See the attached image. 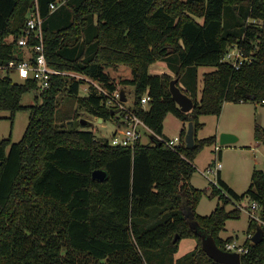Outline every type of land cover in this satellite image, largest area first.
<instances>
[{
	"label": "trees",
	"instance_id": "16d2710c",
	"mask_svg": "<svg viewBox=\"0 0 264 264\" xmlns=\"http://www.w3.org/2000/svg\"><path fill=\"white\" fill-rule=\"evenodd\" d=\"M52 2L63 3L51 11ZM35 3L49 66L110 91L133 85L130 108L153 143L140 138L134 146L113 145L91 129L61 127L56 112L64 91L98 117L121 121L119 108L93 84L79 95L84 78L53 74L43 90L36 80H14L9 62L37 54L32 48L26 54L17 42ZM37 42L33 37L29 45ZM235 44L250 57L239 67L223 60ZM157 61L171 72L152 73ZM202 65L213 69L203 73L199 98ZM175 77L194 99L188 112L172 97ZM32 90L36 103L24 106L22 97ZM249 100L264 105V0H0V110L12 118L30 110L21 140L0 135V264H222L207 254L199 230L224 249L233 240L220 235L226 220L242 211L227 205L246 196L258 203L260 217H250L247 231L254 234L259 225L264 231V170H253L243 194L218 173L221 188L212 185L211 195L220 202L210 214L198 213L208 190L192 183L195 159L205 145L216 144L217 134L198 138L196 132L201 115L219 117L225 102ZM168 113L184 125L194 121V146L186 145L185 127L182 146L165 143ZM255 137L263 140L264 128L257 125ZM96 169L108 176L93 178ZM184 237L197 246L177 257ZM245 244L241 264H264V235Z\"/></svg>",
	"mask_w": 264,
	"mask_h": 264
},
{
	"label": "rangeland",
	"instance_id": "374dc122",
	"mask_svg": "<svg viewBox=\"0 0 264 264\" xmlns=\"http://www.w3.org/2000/svg\"><path fill=\"white\" fill-rule=\"evenodd\" d=\"M29 54V52H28ZM212 66L202 65L199 67V95H201V88L203 84V73L206 71L212 70ZM12 77L15 81H21V78L18 76L17 72H11ZM89 84L85 83L81 85L79 95L85 96L89 93ZM120 87V86H119ZM118 88V87H117ZM122 89V87H121ZM127 101L126 106L132 105L135 97V91L133 85H126L125 87ZM36 92L29 91L26 92L22 97V104L24 106H29L36 103ZM58 99L60 104L56 112L57 123L61 127H71L70 122L76 120V126L78 129H91L99 138H111L113 133L118 128H122L125 124L121 119V113L118 112L119 118L121 121H116V119H107V120H98V116L94 113H91L87 107L81 106L77 98H73L68 95L66 91L59 94ZM41 99L39 100V102ZM114 105L113 103H109ZM115 106V105H114ZM222 114L218 117L215 114H203L200 116V121L203 122V126L200 127L196 136L198 138L207 137L213 135L217 132L219 122L222 120L224 124L234 126L238 133L232 132L239 137L237 147H227V145H221L224 149L223 151V163L225 164L223 169L224 177L230 182L234 183L237 190L240 192L244 191L250 181V174L252 167L255 163L258 167H261L264 164V139L261 140L260 146H258L256 151L251 149V143L253 144L256 137V127L257 125L264 128V105L258 101H245V102H230L223 107ZM0 135L2 137H11L13 141H19L22 139L30 117L29 108H23L18 110L14 117H11L9 110H0ZM82 119H86L90 122L89 125H83ZM188 123L184 127L188 128ZM183 127V121L179 119L175 114L168 113L164 120V134L175 137L178 133L181 132ZM141 130V141L143 143H153L151 137V130L144 126H140ZM213 145H205L197 154L196 164L197 171L194 174L192 180L197 185L202 188L210 187L211 182L208 177L203 174V171L207 168L208 164L215 154L213 152ZM248 150V151H244ZM212 161L210 167L213 168ZM211 177H215V173L210 174ZM244 193V192H243ZM241 193V194H243ZM211 194H205L202 196L200 202L198 203L197 209L202 214L210 213L217 204L218 196ZM220 201V199H219ZM235 206L241 205V215L238 218H228L226 220L227 227H233L237 230L238 240H243L246 235V229L248 226L249 218V205L252 203V200L248 197H243L241 200L233 199L232 204L228 206V209H231V205ZM233 208V207H232ZM257 209L255 213L259 215ZM251 233V232H248ZM234 239V238H233ZM196 240L192 237H184L180 240V246L178 250V255H183L195 248Z\"/></svg>",
	"mask_w": 264,
	"mask_h": 264
},
{
	"label": "built area",
	"instance_id": "2783aa9c",
	"mask_svg": "<svg viewBox=\"0 0 264 264\" xmlns=\"http://www.w3.org/2000/svg\"><path fill=\"white\" fill-rule=\"evenodd\" d=\"M61 3L62 2H52L50 5L51 11L55 10ZM43 20L44 18L39 11L38 4L35 3L29 12L26 29L21 37L17 40L18 44L23 47L27 53L30 52V48L37 52L35 59L31 58L32 56L30 53V55H26V57L20 61H10L6 67L11 71L17 72L21 79L36 80L41 90L51 86L53 74L84 78L86 83L89 84V89L91 84H93L99 92L104 93L108 97V103H113L120 110L121 119L125 125L122 128L116 129L115 133H113L112 137L110 138V143L113 145L134 146L136 141L141 138L140 126L144 125L147 127V125L132 110V108H130V106L125 105L126 101L121 99V87L110 91L102 86L98 81L90 77L50 67L45 53ZM33 37L38 39L39 42L30 46L29 43ZM249 59L250 57L244 55L243 51L236 44L232 46V48L228 50L223 56L224 61L232 63L235 67H239L244 61ZM150 99L151 96L147 93L142 97V103L146 105ZM160 138L162 137L160 136ZM164 141L172 149H178L183 145V140L181 139L180 134L176 135L175 137H168L164 139ZM220 148L221 146L219 144L215 146L217 153L219 152ZM213 165V168L208 165L203 171V174L209 178L211 185H216L218 188H221L220 184L218 183V173L223 167V162L221 160H217ZM213 172L215 173V177L210 176V174ZM239 207L241 208V205H239ZM257 209H259L258 203L256 201H252V203L249 205L251 216L260 220L259 215L255 213ZM252 235V233H249L247 239L251 240ZM245 242L246 241L240 242L237 239H233L232 241L226 242L224 249L232 252H239L242 255L243 253L249 251V246H247Z\"/></svg>",
	"mask_w": 264,
	"mask_h": 264
},
{
	"label": "water",
	"instance_id": "95a60500",
	"mask_svg": "<svg viewBox=\"0 0 264 264\" xmlns=\"http://www.w3.org/2000/svg\"><path fill=\"white\" fill-rule=\"evenodd\" d=\"M179 77H175L170 82V90L173 99L177 102L182 111L188 112L194 107V99L185 93L178 84ZM121 99L127 101V95L125 88L121 89ZM76 120L70 122L71 128L76 126ZM83 125H89L90 122L86 119H82ZM238 137L232 132H221L219 135V142L222 145L233 143ZM185 142L188 147H192L195 144V125L194 121L188 122V128L185 136ZM108 176V172L105 169H96L93 172V178L104 179ZM193 215H190L192 218ZM202 235V243L205 251L209 256L222 264H241V254L239 252H232L221 248L215 238L212 235L205 233L203 230H199ZM264 235L263 228L259 225L255 233L251 237V241L255 244L262 240ZM177 237V236H176Z\"/></svg>",
	"mask_w": 264,
	"mask_h": 264
},
{
	"label": "crops",
	"instance_id": "0c3cea01",
	"mask_svg": "<svg viewBox=\"0 0 264 264\" xmlns=\"http://www.w3.org/2000/svg\"><path fill=\"white\" fill-rule=\"evenodd\" d=\"M63 3V2H62ZM61 3V4H62ZM60 4V5H61ZM59 5V6H60ZM58 6V7H59ZM57 7V8H58ZM56 8V9H57ZM232 48V47H231ZM230 48V49H231ZM25 53L27 54V51H25ZM150 71L152 72V73H163V72H171V70L169 69V67H168V65H167V63L166 62H164V61H157V62H155V63H153L152 65H151V67H150ZM230 102H232V101H227V102H225V104H224V106L227 104V103H230ZM241 102H245V101H241ZM235 103V102H234ZM224 110V109H223ZM222 110V111H223ZM222 114V113H221ZM98 118V120H103L101 117H97ZM183 127H184V123H183ZM221 132H236V133H238L237 132V130H236V128L233 126H231V125H228V124H224L223 122H222V120L219 122V126H218V129H217V132L215 133V134H217V142H216V144H214V149H213V152H214V154H215V158H213L212 160H211V162L212 161H214V162H216L217 160H221L222 162H223V151H224V149H223V147L221 146V148H220V150H219V152L217 153L216 152V149H215V146L217 145V144H219L220 142H219V135H220V133ZM178 134H180V133H178ZM177 134V135H178ZM236 135V134H235ZM168 136V135H167ZM237 136V135H236ZM168 137H170V136H168ZM238 137V136H237ZM238 141H239V137H238V139L235 141V142H233V143H229V144H226L227 145V147H237V144H238ZM260 143H261V140H257V139H255V141H254V143L252 144L251 143V149L253 150V151H256L257 150V148H258V146H260ZM244 151H248V150H244ZM249 152V151H248ZM196 160V159H195ZM211 162L208 164V165H210L211 164ZM264 163V162H263ZM257 164H260V162H258V163H255L254 165H253V167H252V171H251V176H252V172H253V170L255 169V168H259V169H263L264 170V164H262V166L261 167H258L257 166ZM195 165H196V167H197V164H196V162H195ZM224 166H225V164L223 163V167L222 168H224ZM220 169V172H219V175H220V177L224 180V181H226V183L230 186V187H232L236 192H238L239 194H241V193H243V192H245L247 189H248V187H249V185H250V183H251V176H250V181H249V183H248V186H247V188L244 190V191H242V192H240L239 190H237L236 189V187H235V185H234V183H232V182H230L229 180H227L225 177H224V173H223V169ZM198 169V168H197ZM197 171V170H196ZM196 173V172H195ZM194 173V174H195ZM194 174H193V176H194ZM193 178V177H192ZM192 183L196 186V187H198V188H202L201 186H199V185H197L195 182H193V180H192ZM206 189L208 190V193L209 194H212V189L210 188V187H206ZM210 196H212V195H210ZM214 196V195H213ZM216 196V195H215ZM220 201H219V198H218V201H217V204L219 203ZM217 204H216V206H217ZM232 204V203H231ZM230 205V204H229ZM229 205H227V209H228V206ZM215 206V207H216ZM215 207H214V209H215ZM232 207H235V204L233 203V205H231V209H232ZM213 209V210H214ZM212 210V211H213ZM197 211H198V209H197ZM211 211V212H212ZM249 211V210H248ZM210 212V213H211ZM250 212V211H249ZM198 213H200L199 211H198ZM210 213H208V214H210ZM200 214H202V213H200ZM203 215H207V214H203ZM240 217V216H239ZM250 217H251V213H249V218H248V220L250 221ZM249 221H248V226H249ZM248 228L246 229V235H245V237L243 238V240H238L237 238H238V233H237V230H235L233 227H227V225L225 226V228L221 231V233H220V235H221V237H223V238H227V237H230V236H232L234 239H237L238 241H240V242H244V241H246V239H247V237H248ZM197 246V240H196V244H195V247ZM176 256L177 257H179V256H181V255H178V252L176 253Z\"/></svg>",
	"mask_w": 264,
	"mask_h": 264
}]
</instances>
